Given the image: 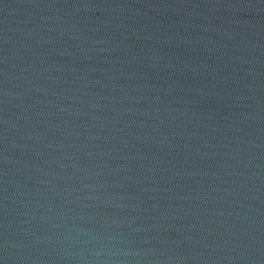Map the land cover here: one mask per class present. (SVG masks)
<instances>
[{
	"label": "water",
	"instance_id": "1",
	"mask_svg": "<svg viewBox=\"0 0 264 264\" xmlns=\"http://www.w3.org/2000/svg\"><path fill=\"white\" fill-rule=\"evenodd\" d=\"M0 264H264V0H0Z\"/></svg>",
	"mask_w": 264,
	"mask_h": 264
}]
</instances>
